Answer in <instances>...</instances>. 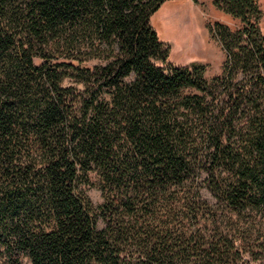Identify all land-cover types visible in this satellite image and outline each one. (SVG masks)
<instances>
[{
	"label": "trees",
	"instance_id": "1",
	"mask_svg": "<svg viewBox=\"0 0 264 264\" xmlns=\"http://www.w3.org/2000/svg\"><path fill=\"white\" fill-rule=\"evenodd\" d=\"M166 1L0 0V264H264V11L214 0L240 27L208 25L209 79L168 60Z\"/></svg>",
	"mask_w": 264,
	"mask_h": 264
},
{
	"label": "rangeland",
	"instance_id": "2",
	"mask_svg": "<svg viewBox=\"0 0 264 264\" xmlns=\"http://www.w3.org/2000/svg\"><path fill=\"white\" fill-rule=\"evenodd\" d=\"M16 1L21 2V0ZM259 2L264 11V0H259ZM220 12L223 11L215 6L214 0H167L164 2L151 17V24L160 39L170 49L168 60L175 65L184 67L204 65L206 67L205 75L209 79L220 74L226 54L220 43L213 39L208 29L210 23L216 21L223 23L219 20ZM226 25L235 30L240 27V22L234 19L233 23ZM261 25L264 33V18ZM64 53L63 50H55L52 54L59 57ZM106 61L104 56H101L85 64L88 66L104 65ZM156 63L161 64L160 61H156ZM74 74L65 76L62 82L63 86L84 89L85 84ZM134 77V75H130L127 80L132 81ZM103 92H107V90L103 89ZM82 188L95 206L103 203L100 179L95 171L88 173V183L83 184ZM202 195L210 202L215 201L206 188L202 189ZM98 226L103 227L104 222L99 220Z\"/></svg>",
	"mask_w": 264,
	"mask_h": 264
},
{
	"label": "crops",
	"instance_id": "3",
	"mask_svg": "<svg viewBox=\"0 0 264 264\" xmlns=\"http://www.w3.org/2000/svg\"><path fill=\"white\" fill-rule=\"evenodd\" d=\"M221 18L219 20H221L223 23L225 24H231L234 22V17L225 13V12H220Z\"/></svg>",
	"mask_w": 264,
	"mask_h": 264
}]
</instances>
